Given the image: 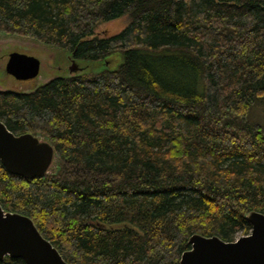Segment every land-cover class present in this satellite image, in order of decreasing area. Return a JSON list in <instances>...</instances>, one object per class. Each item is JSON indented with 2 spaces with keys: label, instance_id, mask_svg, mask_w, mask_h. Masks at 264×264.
<instances>
[{
  "label": "trees",
  "instance_id": "1",
  "mask_svg": "<svg viewBox=\"0 0 264 264\" xmlns=\"http://www.w3.org/2000/svg\"><path fill=\"white\" fill-rule=\"evenodd\" d=\"M0 31L90 64L0 91L8 129L55 150L40 178L0 162V204L65 261L179 264L193 233L234 240L264 213V0H0Z\"/></svg>",
  "mask_w": 264,
  "mask_h": 264
},
{
  "label": "water",
  "instance_id": "2",
  "mask_svg": "<svg viewBox=\"0 0 264 264\" xmlns=\"http://www.w3.org/2000/svg\"><path fill=\"white\" fill-rule=\"evenodd\" d=\"M70 61L67 75L82 72L90 65L78 62L72 55ZM4 70L18 80L35 78L40 60L34 55L12 51ZM60 76L64 75L45 83ZM0 91L7 89L0 86ZM54 160L55 150L47 138L31 132L16 134L0 120V162L9 173L26 179L40 178L54 168ZM245 217L251 225L250 231L234 240L217 235H190L189 248L181 253L179 264H264V213L251 210ZM5 257L20 258L24 264H70L29 216L6 210L0 204V261Z\"/></svg>",
  "mask_w": 264,
  "mask_h": 264
},
{
  "label": "rangeland",
  "instance_id": "3",
  "mask_svg": "<svg viewBox=\"0 0 264 264\" xmlns=\"http://www.w3.org/2000/svg\"><path fill=\"white\" fill-rule=\"evenodd\" d=\"M127 15H122L118 18L101 22L97 25L94 34L99 36L113 35L121 31L127 24ZM14 34H6L0 31V86L3 89L14 92H27L31 91L36 86L45 83L47 80L58 76L69 74L68 66L70 64V52L61 50L57 47L44 46L31 38H24ZM27 49V53L35 55L40 60V70L37 77L28 80H18L11 75L7 74L4 70L5 63L8 59V55L3 56L9 52L10 49L15 47ZM34 47V48H33ZM40 49L45 50L43 54H40ZM8 50V51H7ZM26 52V51H25ZM53 54V56L51 55ZM9 54V53H8ZM29 54V55H30ZM119 62V59L115 56V61L112 66H115ZM101 64H99V67ZM104 66V65H102ZM242 232H238L236 237L242 235Z\"/></svg>",
  "mask_w": 264,
  "mask_h": 264
},
{
  "label": "flooded vegetation",
  "instance_id": "4",
  "mask_svg": "<svg viewBox=\"0 0 264 264\" xmlns=\"http://www.w3.org/2000/svg\"><path fill=\"white\" fill-rule=\"evenodd\" d=\"M20 38V37H19ZM34 48V47H33ZM36 49L37 50H39V52H40V54H43L44 52H42V51H45V50H42V49H40V47H36ZM42 50V51H41ZM8 51V50H7ZM12 51H17V52H21V53H26V54H30V53H27V49H24V47H22V48H19L18 46L17 47H15L14 49H10L9 50V52H7V54H3L2 53V55L3 56H6V55H8V53H10V52H12ZM26 51V52H25ZM31 55V54H30ZM35 56V55H34ZM13 77V76H12ZM32 79V78H31ZM26 80H28V79H26Z\"/></svg>",
  "mask_w": 264,
  "mask_h": 264
}]
</instances>
